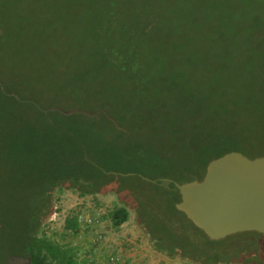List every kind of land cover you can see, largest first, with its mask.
Returning <instances> with one entry per match:
<instances>
[{
  "label": "trees",
  "instance_id": "obj_1",
  "mask_svg": "<svg viewBox=\"0 0 264 264\" xmlns=\"http://www.w3.org/2000/svg\"><path fill=\"white\" fill-rule=\"evenodd\" d=\"M54 1L0 0V119H5L6 125L8 118L13 120L25 114L21 106L32 105L49 118L52 127V132L45 129L24 137L18 135L8 143L6 140L10 132L0 126V141L6 143L5 146L0 143V190L6 189L7 194L5 204L4 196L0 194V264H82L73 247L48 237L43 229L51 192L65 189L77 190L81 195L113 193L119 202L106 215L112 226L118 229L128 221L133 208L157 248L166 249L163 252L171 259L187 258L199 264H218L222 260L264 264V257L260 255L222 250V246L232 239L243 236L258 239L264 236L263 233L238 232L221 239L223 243L220 246L217 242L221 240L210 239L176 207L181 194L175 184L177 181L201 180L211 160L232 150H239L250 157L264 155V146L249 147L241 141L242 138L244 140L243 135H264V0H181L185 10H188L183 14L186 22L191 20L197 9L199 18L206 16L203 22L199 20V100L189 94L185 97L187 105H199V134H191L199 135V145L179 147V139L172 152L153 155L155 161L150 163L159 170L158 173H163L161 169L170 164L176 172L173 175L177 176L176 181L162 174L146 178L136 171L105 169L90 156L93 155L90 152L101 150L98 147L105 142L101 136L54 133L53 127L57 124L53 118L56 114L70 120L71 113L65 114L52 108L40 110L38 103L43 98H31L37 95V90L28 85L36 82L48 91L51 87H58L54 93H60L63 88L58 84L65 82L69 86L83 80L85 91L89 90L86 87L89 75L80 71V62L65 65L62 61L49 58L56 51L54 46L59 43L55 39L57 28L51 23L53 17H45L49 15L45 12L46 8L43 13L39 11L55 6ZM100 2L108 8L116 5V0ZM257 2L261 7L254 10ZM247 3H252L249 8ZM224 9L230 11L228 20L232 25L227 30L215 32L211 28L215 24L212 18L218 10L224 12ZM103 17H99L98 24L105 21ZM108 22L105 21V26L100 28L109 42L95 37L97 28L93 22V38H88L85 44H78L76 52L95 57L106 53L105 60L94 65L115 67L136 76L139 74L134 87L138 91L139 104L147 96V90L157 88V80L151 70L157 65L153 63L157 57L151 56L145 61L137 52L141 36L148 35L149 22L137 26L121 22L112 29L111 22ZM243 28L246 33L242 43L232 46L234 35L242 32ZM206 43L212 44V47L203 46ZM240 50L245 53L243 60L238 59ZM33 77L35 81H31ZM23 86L31 89L29 95H26ZM51 98L45 108L59 104L56 102L58 97L53 100L51 95ZM83 98L87 100L89 94L83 93ZM107 103L94 108L91 115L96 112L107 116V108L119 105L114 97ZM84 114L81 115L86 116ZM249 115L251 122H247ZM106 119L114 124L109 116ZM15 149L23 153L14 155L11 151ZM25 156L24 169L22 160ZM109 157L114 158H106ZM165 205L171 211H166ZM67 225L76 229L80 225L77 216L69 218Z\"/></svg>",
  "mask_w": 264,
  "mask_h": 264
},
{
  "label": "rangeland",
  "instance_id": "obj_2",
  "mask_svg": "<svg viewBox=\"0 0 264 264\" xmlns=\"http://www.w3.org/2000/svg\"><path fill=\"white\" fill-rule=\"evenodd\" d=\"M100 1L55 0L53 4L55 6L51 5V7L40 9L39 12L43 13L46 8L45 12H49V15H45V17H53L54 20L51 23L57 28L55 39L59 43L54 46L56 51L49 58L62 61L65 65H73L76 61L80 62V71L88 72L87 75H89L88 78L86 77L88 80L86 87L89 90L85 91L86 84L83 85V80L79 83H71L69 86H66L65 82L58 84L57 86L63 88L60 93H54L58 87H51L48 91L33 82L28 86H33L37 90V95L31 98L35 100H38L39 97L43 98L38 103L40 110L48 109L45 106L52 101L51 95L53 100L58 97L56 102L59 104L52 105L49 109L56 107L65 114L73 110L70 112L72 115H70L72 117L70 120L59 114H56L57 119L53 118L57 124V127H53V131L57 132V135H65L68 132L71 135L75 133L76 135L101 136L102 140H105V146L102 143V147H98L101 150L90 152L94 155L90 156L105 169L121 172L136 171L146 178L157 174L175 178L173 175L176 172L170 164L167 163L165 171L161 169L163 173H158L159 170L154 169L150 163L153 164L155 161L153 155L172 152L179 139L181 140L179 147L180 145H199V135H191L192 133L199 134V105L198 103L196 106L193 103L190 106L187 105L185 97L189 94L199 100V20L203 22L206 16L199 18V9H197L192 14L191 20L186 22L183 14L188 13V10H185L181 0H116V5L111 8L105 7L104 2ZM251 4L247 3L246 7L249 8ZM255 4L254 10L261 7L258 2ZM102 16H104L103 20L111 22V29L116 28L121 22L123 25L131 26L149 22L147 23L148 35L141 36V45L139 49L137 48V52L138 56L144 57L145 61H148L151 56L157 57L153 61L157 65L151 69L157 80V88H153V91L147 90V96L139 104L138 91L134 88L139 74L136 76L115 67L94 65L97 64V61L105 60L106 53L102 57L87 54L85 57L76 52L78 44L81 42L85 44L88 38H93L91 36L93 34L91 23L93 22L95 23L94 27L97 28L95 37L100 41L109 42L104 30L100 28V26H105V21H102L101 24L97 23L99 17ZM229 16V10L224 9V12L218 10L216 16L212 18L215 24L211 25V28L215 32L227 30L228 26L232 25V22L228 20ZM241 31L238 35H234L232 46L242 43L241 39L246 31L244 28ZM137 35L139 36V32ZM203 46L210 48L212 44L206 43ZM240 53L238 59L243 60L245 53L243 50H240ZM35 80V77L31 79V81ZM28 86H23L26 95H29L31 91ZM85 92L89 94L87 100L83 98ZM45 93L46 95H44ZM113 97L119 101V105L107 108V112H109L107 116L112 119L114 124L106 119L105 114L98 113V115L94 112L91 115L94 108L103 103L104 105L108 104L107 101ZM75 103L79 105H74ZM21 108L22 111H25L21 118L13 120L8 118L6 125L5 119H0V124H2L0 126L10 132L6 142L10 143L11 139L18 135L24 137L39 130L50 129L49 131L52 132L49 118L40 114L36 107L29 105L21 106ZM82 111H90V113L87 115ZM251 119L249 115L247 122H251ZM47 121L48 124H45ZM13 132L15 133L13 134ZM243 137L244 140L243 138L241 140L243 145L245 141L249 147L264 146V135H243ZM0 143L2 146L6 144L1 141ZM11 153L16 155L23 152L15 149ZM141 154L146 155L147 158L140 157ZM119 155H123L124 158H117ZM107 156H114V158H106ZM25 162L26 156L22 160L24 169L26 168ZM168 178L170 179V177ZM177 179L176 176L175 181ZM5 191L0 190V194L4 196L3 204L7 202ZM82 196L84 199H81ZM118 202L119 200L113 193L81 195L73 189L53 191L43 229L48 237L63 245L73 247L82 264H86L89 258H94L96 255L91 246L98 247L97 251L100 250L102 254H106L104 257L106 264H112L109 254L120 257L119 261L115 263L119 264L122 261L119 251L121 240L129 243L130 253L136 252V256H131V264H159L163 259L170 261L169 264H199L189 261L187 258L171 259L169 256H165L163 250L166 249L157 248L156 242L149 236L145 224L138 220L133 208L130 211L129 220L122 224V227L120 226L118 229L113 227L106 215ZM165 210L171 211L168 205H165ZM77 213L85 217H93L96 223L93 225L80 224L78 229L68 227L67 220L64 219L76 216ZM98 234L104 236L100 244L94 242ZM237 239L225 243L222 246L224 248L221 247L222 250L232 252L240 250L251 256L264 257V236H259L258 239L248 238V236ZM106 241L110 244H107ZM205 241L202 239L203 243ZM221 242L222 240L217 244L221 246L223 243ZM94 259L97 261L96 258ZM218 264L243 263L236 260L232 262L222 260Z\"/></svg>",
  "mask_w": 264,
  "mask_h": 264
},
{
  "label": "water",
  "instance_id": "obj_3",
  "mask_svg": "<svg viewBox=\"0 0 264 264\" xmlns=\"http://www.w3.org/2000/svg\"><path fill=\"white\" fill-rule=\"evenodd\" d=\"M175 184L181 194L176 207L210 239L244 231L264 234V155L232 150L211 160L201 180Z\"/></svg>",
  "mask_w": 264,
  "mask_h": 264
},
{
  "label": "crops",
  "instance_id": "obj_4",
  "mask_svg": "<svg viewBox=\"0 0 264 264\" xmlns=\"http://www.w3.org/2000/svg\"><path fill=\"white\" fill-rule=\"evenodd\" d=\"M81 199H84V196H82L81 197ZM61 218V217H60ZM63 218V217H62ZM64 219V218H63ZM64 220H68L67 218H65ZM63 220V221H64ZM67 224V223H66ZM124 224V223H123ZM123 226V225H122ZM121 226V227H122ZM76 229H78V227L76 228ZM106 243H107V241H106ZM109 243V242H108ZM107 243V244H108ZM98 244H100V243H98ZM97 244V245H98ZM105 244V243H104ZM110 244V243H109ZM106 245V244H105ZM91 247H93V249H94V251L96 252V255H94V258H96V262L98 263V264H106L105 262H104V257L106 256V254H102V252H100V250L99 251H97V249H98V247H96V246H91ZM96 248V249H95ZM115 248H116V246H115ZM110 250V249H109ZM91 251V250H90ZM119 251H120V255H121V258H122V261H120V263L119 264H131V256H136V252H132V253H130V250H129V243H126V241H124V240H121L120 241V245H119ZM92 253V252H91ZM135 253V254H134ZM108 255V254H107ZM112 255V254H111ZM108 256H110V254L108 255ZM108 258V257H107ZM134 259V258H133ZM169 262L170 261H166V260H164L163 259V261H161L159 264H169ZM110 264V263H109Z\"/></svg>",
  "mask_w": 264,
  "mask_h": 264
},
{
  "label": "built area",
  "instance_id": "obj_5",
  "mask_svg": "<svg viewBox=\"0 0 264 264\" xmlns=\"http://www.w3.org/2000/svg\"><path fill=\"white\" fill-rule=\"evenodd\" d=\"M77 219H78V222L80 224H93L95 221H94V218L93 217H85L81 214H78L77 213ZM104 239V236L102 234H98V236L96 237V240H94L95 243H100L102 242V240ZM110 261L112 264H115L116 262L119 261L120 257L116 256V255H110ZM86 264H97V262L95 261L94 258H89L87 261H86Z\"/></svg>",
  "mask_w": 264,
  "mask_h": 264
}]
</instances>
